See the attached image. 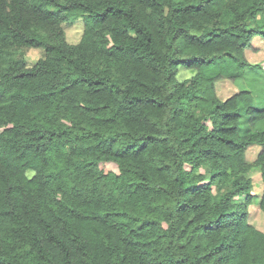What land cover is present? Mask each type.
<instances>
[{
	"label": "trees",
	"instance_id": "obj_1",
	"mask_svg": "<svg viewBox=\"0 0 264 264\" xmlns=\"http://www.w3.org/2000/svg\"><path fill=\"white\" fill-rule=\"evenodd\" d=\"M256 35L264 0H0V264H264V107L215 87Z\"/></svg>",
	"mask_w": 264,
	"mask_h": 264
},
{
	"label": "rangeland",
	"instance_id": "obj_2",
	"mask_svg": "<svg viewBox=\"0 0 264 264\" xmlns=\"http://www.w3.org/2000/svg\"><path fill=\"white\" fill-rule=\"evenodd\" d=\"M83 20L78 18L63 24L65 38L69 43H76L83 32ZM27 66H32L43 57L44 52L39 48H26L23 50ZM245 57L250 63L242 77L236 80L223 78L215 83L216 93L220 99L240 90H249L252 94V104L258 108L264 107V40L258 35L251 39V45L244 50ZM250 117H244L241 121V132L258 131L264 129V121L250 122ZM259 151L258 145H251L246 149V160L252 162ZM104 167L117 171L114 163H105ZM204 171V169H202ZM251 177L253 190L259 195L262 191V180L258 169L252 167L248 172ZM258 197L249 205L248 221L258 229L264 231V212L258 207Z\"/></svg>",
	"mask_w": 264,
	"mask_h": 264
}]
</instances>
